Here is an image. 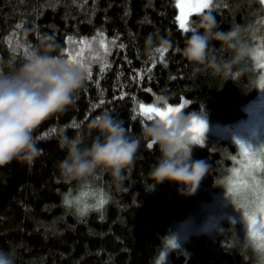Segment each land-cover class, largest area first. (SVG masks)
<instances>
[{"label":"trees","instance_id":"16d2710c","mask_svg":"<svg viewBox=\"0 0 264 264\" xmlns=\"http://www.w3.org/2000/svg\"><path fill=\"white\" fill-rule=\"evenodd\" d=\"M210 5L189 16L190 26L211 14L219 30L239 28V43L248 49L228 78L183 57L190 31L178 24L176 0H0V68L19 66L47 36L58 45L54 55L71 56L92 73L67 110L34 131L40 154L33 163L0 168V249L14 247L15 264H264V249L226 224L169 245L178 225L225 192L238 156L234 142L207 135L194 148L193 159L210 167L192 195L169 181L152 188L149 173L159 151L144 141L119 188L100 172L86 183L66 184L57 168L66 155L58 146L61 131L73 136L74 125L109 113L136 137L152 121L139 105L156 107L161 96L168 98L167 107L183 104V113L213 123L246 117V106L264 86V5L259 0H210ZM149 35L154 44L167 38L171 47L148 57ZM209 57L231 61L233 54L213 40ZM70 196L80 197L89 210L80 215L76 204H65ZM101 196L107 202L96 209Z\"/></svg>","mask_w":264,"mask_h":264},{"label":"clouds","instance_id":"9594fccd","mask_svg":"<svg viewBox=\"0 0 264 264\" xmlns=\"http://www.w3.org/2000/svg\"><path fill=\"white\" fill-rule=\"evenodd\" d=\"M158 44L149 35L145 52L152 57L171 47L165 37ZM25 38H21L23 44ZM233 54L231 61L209 57L211 41ZM58 45L47 36L41 37L33 51L19 66L5 71L0 68V168L16 162L31 165L40 154L33 133L52 114L63 112L73 103L75 94L84 87L87 73L76 63L59 54ZM159 50V51H158ZM248 54L239 43V30L218 29L215 16L202 15L190 29L182 49L183 57L191 64L202 65L214 74L228 78L233 64ZM168 98L161 96L156 108H166ZM191 114L183 111L167 114L144 125L138 136L129 135L123 121L109 113H101L86 125H77L75 135L61 131L58 146L66 153L57 168L66 184L86 183L98 172L110 175L117 188L126 179L142 141L157 148L159 156L150 170L152 188L165 181L183 188V195L196 192L209 171L204 160L193 159L199 145L190 134ZM78 197H69L71 205ZM16 249H0V264H15Z\"/></svg>","mask_w":264,"mask_h":264},{"label":"rangeland","instance_id":"374dc122","mask_svg":"<svg viewBox=\"0 0 264 264\" xmlns=\"http://www.w3.org/2000/svg\"><path fill=\"white\" fill-rule=\"evenodd\" d=\"M197 2L200 0H176V5ZM177 9V21L180 26L181 9ZM196 13L199 12L193 11L192 14ZM74 44L70 43L69 46ZM81 51L82 49L79 53ZM178 106L180 105L172 107ZM245 113L246 117L234 124L213 123L205 116L191 115V121L195 118L206 123L207 130L203 137L215 135L234 142L238 156L226 183L225 192L211 204L203 206L192 218L178 225L169 245L184 242L190 235L199 232L212 233L218 229L222 230L226 224L228 231H240L245 241L264 249V212L261 210L264 205V86L257 98L246 106ZM184 115L187 116L185 113ZM190 134L192 135L191 132ZM241 143L247 145L255 155V168L251 162H245L251 158L246 157L244 149L240 147Z\"/></svg>","mask_w":264,"mask_h":264},{"label":"snow or ice","instance_id":"6c2138e0","mask_svg":"<svg viewBox=\"0 0 264 264\" xmlns=\"http://www.w3.org/2000/svg\"><path fill=\"white\" fill-rule=\"evenodd\" d=\"M259 2L261 4H264V0H259ZM210 0H200V2L197 3H190V4H178L177 7H179L181 9V16L179 17L180 20V27L181 29L187 33L190 31L191 26L189 23V16L192 15L193 11L196 12H203L204 9H208L210 8ZM239 30V28H238ZM103 46V45H102ZM121 47H123V45H120ZM159 51V50H158ZM164 51L167 50H162L159 51V53H162ZM68 59L74 63H76L79 67H81L83 70L86 71L87 75L89 77H91L92 73L91 71L85 67V65L83 63H79L77 61H74L71 56L68 57ZM185 107V105H181L178 107H172V106H168L165 109H161V108H152V107H145L144 104H140L139 108L140 111L143 115H145L147 117V119L149 121L153 120L154 117L156 118H164L167 114L169 113H173V112H180L182 111V109ZM77 125H74V127ZM207 130V126L206 123L202 120H196L195 118H193V120L191 121V127H190V132L192 133V136L194 138V140L198 143V144H203V136L204 133ZM147 147L149 149H151L152 147L150 145H147ZM240 147L242 149H244V153L246 155V157H250L251 160H246V163L251 162L253 168L256 167V158L255 155L248 149V146L245 144H240ZM88 195L87 193H81V196H85ZM65 204L70 205L71 203L69 202L68 198H65ZM107 202L106 198H104L103 196H101V198L99 199L98 203L95 205L96 209H100L105 203ZM75 204L78 206V211L80 215H84L90 208V206L86 203H83L81 198L78 197L75 200ZM82 205V206H81ZM262 212H264V205H262ZM175 246V244H174Z\"/></svg>","mask_w":264,"mask_h":264}]
</instances>
